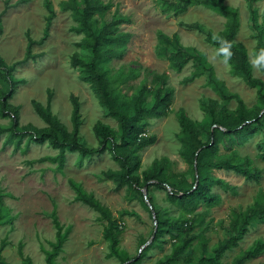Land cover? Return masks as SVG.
<instances>
[{
  "label": "rangeland",
  "instance_id": "rangeland-1",
  "mask_svg": "<svg viewBox=\"0 0 264 264\" xmlns=\"http://www.w3.org/2000/svg\"><path fill=\"white\" fill-rule=\"evenodd\" d=\"M18 1L0 0V14L6 8L1 17L0 57L8 65L23 59L28 38L33 41L42 38L48 15L46 1H49L55 13L49 37L41 46H32L31 53L39 55V58L35 62L17 66L12 73L14 80L23 81L15 87L13 96L8 100L10 107L18 109L20 134H32L35 130L47 132V124L33 110L31 101L45 107L48 95L51 97L49 108L52 116L71 132V97H74L79 105V136L87 146L97 148L99 140L94 133L95 125L101 123L115 132L118 126L100 106L90 85L80 80L81 70L70 65L74 53L83 59H90L92 55L89 49L77 46L84 35L72 31L77 23L71 12L60 8L61 3L67 0H30L26 4H18ZM100 1L112 5L104 15V21L110 20L116 13V18L122 19L119 31L130 34L124 52L101 62L98 67L108 85L121 96L129 98L142 86L154 87L153 75L165 74L167 81L164 87L173 89L167 115L147 118L145 135H155L156 141L139 152V173L157 167L162 159H166L162 172L165 181L189 186L195 179L194 162L189 159V138L178 121L179 112L183 111L193 122L200 131L199 139L205 143L206 133L211 128V117L202 111L201 101H217L219 106L216 109L223 106L228 112L236 110L237 102L219 99L207 84L206 75L185 84L184 79L197 71L196 63L189 62L181 71H176L169 61L174 56L175 48L166 44L160 36L171 38L176 35L182 48L203 56L205 64L212 68L214 78L226 92L239 96L247 109L257 106V112L259 104L255 89L249 88L232 74L231 67L218 56L215 47L205 41V33L181 26L198 23L216 35L224 29L226 19L201 6L188 7L178 14L164 12L167 6L161 0ZM224 5L237 10L239 29L234 42L244 46L253 76L264 83V74L259 68L253 67L257 59L251 9L245 0H226ZM253 9L256 11V22L261 25L264 1L255 2ZM95 18L98 19L97 16ZM165 48L167 56L159 54ZM5 89L4 74L0 71V93ZM148 103H152L151 97ZM11 125L10 119L0 114V245L5 243L1 252L3 263L22 264L24 259H29L31 264H47L48 256L54 255L58 245L51 218V214L55 213L66 238L54 255L53 264H120L116 258L108 256L109 243L103 239L105 221L88 206L74 201L76 193L70 181L79 184L84 192L92 194L110 211L121 232L120 249L126 251L131 259L140 256L142 242L151 238L154 229L151 210L142 196L128 193L125 187L118 189L101 178V172L118 170L110 154L93 155L80 160L78 153L66 151L64 160L60 161L59 152L48 143L37 145L26 135L19 146H16V139L8 143ZM262 141L260 132L241 146L236 144L234 138L224 137L218 146V153L209 152L204 156L203 161L211 164L217 156L222 155L223 159H227L235 152L234 162L247 158L262 172L256 183L232 171L202 170V177L219 180L231 189L226 191L215 182H207L209 191L220 196L217 204L212 207L201 205L193 213L183 211L180 222L196 217V227L189 234L195 235L189 244L192 261L203 254L198 244L200 241H208L206 253L210 254L222 239L224 233L219 225L221 221L228 224L234 212H245L250 207L264 209V162L258 157V146ZM150 191L162 219H177L181 210L169 203L166 191ZM178 241L176 231L171 234L164 232L160 244L147 250L138 264H155L170 254L172 244ZM263 243L264 216L261 219L252 218L238 246L226 251L221 263H231L235 257ZM243 264H264V249Z\"/></svg>",
  "mask_w": 264,
  "mask_h": 264
},
{
  "label": "trees",
  "instance_id": "trees-1",
  "mask_svg": "<svg viewBox=\"0 0 264 264\" xmlns=\"http://www.w3.org/2000/svg\"><path fill=\"white\" fill-rule=\"evenodd\" d=\"M30 0H19L18 4H26ZM175 1V2H173ZM226 0H161L162 4L167 7L164 12H173L178 14L185 11L191 6H201L208 8L219 16L226 19L224 29L214 35L212 31L205 30L198 23L181 25L188 29L196 30L205 33V41L213 45L220 58L225 60L231 67V72L234 76L240 78L246 86L255 89L257 102L259 104L257 112L255 108L247 109L241 98L235 94H229L216 81L213 76V71L210 66L204 62L203 56L200 54L182 48L177 42V36L171 38L160 36L166 44L175 48V53L169 59L171 67L176 71H181L182 68L189 62L196 63L197 71L191 77L184 79V83H190L195 78L206 75L207 84L213 88L219 99L223 102L235 100L237 108L233 112H228L223 106L216 109L219 105L217 101L202 100L200 105L204 113L211 117V128L206 133L207 141L203 143L199 139L200 131L195 128L193 122L189 120L183 111L178 114L180 126L189 138L188 145L191 149L190 162H194L197 154V180L189 186H178L168 183L163 178V169L166 166L167 160L162 159L157 167L139 173L140 157L139 152L146 146L152 145L156 141L155 135H145L147 118H161L167 115L168 106L173 98V89L164 87L167 81L165 74L153 75L152 83L154 87L150 88L147 85L140 87L131 97H123L108 85L106 78L99 73L98 67L101 62L108 61L114 56H120L126 49V44L130 39V34L121 33L118 29L122 19L116 18L114 13L110 20L104 21L103 17L112 7L110 4H104L100 0H67L62 2L60 8L62 11L71 12V16L77 23V26L72 28L75 34H82L84 38L78 47L89 49L91 52L90 59H83L78 53L71 56L70 65L72 68L81 70L80 80L90 85L99 100L100 106L106 111L107 115L114 119L118 126V131L115 132L101 123H97L94 128L96 138L99 140L97 148L87 146L79 136V105L74 97H71L73 105L72 113V130L67 129L60 124L51 114L49 104L50 95L47 96L46 106H42L36 101H31V105L36 114L47 124L48 130L45 133L41 130H35L32 134H20L18 130V109L12 108L8 104V100L13 96L14 89L23 81H16L12 77V73L17 66L25 65L29 61L35 62L39 55L31 53L32 46H41L49 37V29L55 13L51 8L49 1L45 2V8L48 15L45 19V27L43 36L38 41H33L28 38L26 52L22 60L8 65L4 59L0 57V71L4 74L6 89L0 93V114L3 118H9L11 126L9 128L10 137L8 143L12 139H16V146L23 136H28L29 139L37 145L48 143V145L59 152L60 161L64 160V153H78L79 159L83 160L86 157L93 155H102L109 153L112 160L117 164L118 170H108L101 172L103 180L111 182L116 188L128 190V193L134 192L143 197L142 189L146 185V199L152 206L157 222V232L151 244L145 247L140 256L135 261L129 264H138L147 250L160 244V237L164 232L168 234L177 232L179 241L172 244L171 252L158 260L155 264H222L221 258L226 251L232 250L238 246V242L247 232V226L252 218L261 219L264 216V209L250 207L245 212H234L233 218L228 224L219 223L223 230L224 236L212 248L210 254L206 253V240L200 241L198 244L203 250V254L197 257L195 261L191 260L190 242L195 239V235L189 234L196 227V217L190 221H181L183 211L193 213L196 209L204 205L212 207L220 200V196L209 191L210 183L221 185L224 190L231 189L227 184L214 180L213 178L202 177V170L211 168L216 170L232 171L235 174L244 177L249 181L258 182L261 176V170L252 165V162L247 159H241L234 162L236 156L232 152L227 159H223L222 155L216 157V161L211 164H206L203 160L207 153H218L219 144L224 137H232L237 145H243L254 134L260 132L263 135V141L258 146V157L264 162V83L261 79L255 78L252 74V67L248 60L246 49L243 45L235 43L234 38L239 29L238 13L235 9H229L224 5ZM248 4L252 17V29L255 32L256 46L254 53L256 59H259L264 48V11L262 24L256 22V11L253 9V4L259 0H245ZM264 1V0H260ZM6 8L0 14V34L2 32L1 17L5 13ZM98 17L95 18V17ZM216 37V39H214ZM227 41L228 43H222ZM115 47V49H112ZM222 48H228V52H223ZM159 54H165L166 48L159 51ZM261 73L264 74V66L259 67ZM159 85V86H156ZM152 98V103H148V98ZM194 167V166H193ZM71 187L74 189L76 196L75 202H80L93 211L97 212L106 225L103 231V239L109 243V257L116 258L120 264L132 260L128 253L120 249V229L117 222L112 217L110 211L97 201L92 194H87L82 190L79 184L70 181ZM169 188L170 190L168 191ZM151 189L166 191V198L171 205L177 206L181 210L177 219L164 220L161 217L160 211L154 205L150 194ZM144 198V197H143ZM145 201V200H143ZM52 223L56 229V238L58 241L57 248L62 246L66 235L61 232L60 226L55 213L51 214ZM143 241L141 245H144ZM5 247V243L0 245V264H4L1 260V252ZM264 249V243L257 245L253 249H249L239 256L235 257L228 264H243L246 261L255 257ZM54 255H49L47 264H53ZM133 258V259H135ZM22 264H31L29 259H24Z\"/></svg>",
  "mask_w": 264,
  "mask_h": 264
},
{
  "label": "water",
  "instance_id": "water-1",
  "mask_svg": "<svg viewBox=\"0 0 264 264\" xmlns=\"http://www.w3.org/2000/svg\"><path fill=\"white\" fill-rule=\"evenodd\" d=\"M263 112H264V110H263ZM196 159H197V154L195 155V158H194V171H195V177H196V183H195V184L198 183V180H197ZM167 189H168V191L170 190L169 188H167ZM142 194H143V197H144L145 202L147 203L148 207H149L150 210H151V215H152V220H153L154 229H153V233H152V235H151V238H150V239H149L144 245H142V247L140 248V250H139V255L141 254L142 250H143L145 247H147V246L152 242V240L154 239V236H155V234H156V232H157L156 216H155V213H154V210H153L152 206L149 204L148 200L146 199V185H145L144 188L142 189ZM138 257H139V256H138ZM138 257H137V258H138ZM135 260H136V258H135V259H132V260H130V261H128V262H126L125 264H129V263H131V262H133V261H135Z\"/></svg>",
  "mask_w": 264,
  "mask_h": 264
},
{
  "label": "clouds",
  "instance_id": "clouds-1",
  "mask_svg": "<svg viewBox=\"0 0 264 264\" xmlns=\"http://www.w3.org/2000/svg\"><path fill=\"white\" fill-rule=\"evenodd\" d=\"M214 39H216V37H214ZM222 43H228V42L227 41H223ZM221 50L223 52H226V53L228 52V48H222ZM262 51H264V50H262ZM261 66H264V55H261V57L259 59L255 60L253 62V67L259 68Z\"/></svg>",
  "mask_w": 264,
  "mask_h": 264
}]
</instances>
